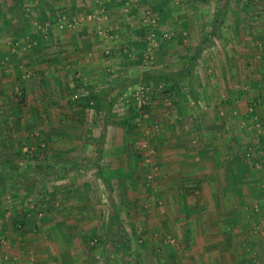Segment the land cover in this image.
Instances as JSON below:
<instances>
[{
	"label": "crops",
	"instance_id": "0c3cea01",
	"mask_svg": "<svg viewBox=\"0 0 264 264\" xmlns=\"http://www.w3.org/2000/svg\"><path fill=\"white\" fill-rule=\"evenodd\" d=\"M28 1L12 0L10 9L21 12ZM95 1L58 6L71 17L89 16ZM99 1L106 11L103 27L120 41L95 40L97 26L88 21L73 30L51 28L50 36L40 38L36 30L34 43L49 40L53 50H37L30 58L33 78L22 75L28 67L21 54H0L6 65L0 66V89L15 94L19 88L26 98L24 107L11 109L0 125L29 123L50 144L45 161L34 162L19 156L32 148L33 139L24 147L23 138L0 126V239L6 242L0 264H83L68 261L72 242L88 225L94 235L104 219L109 222L103 238L114 229L122 238L157 230L175 236L182 258L165 264H264V17L255 16L257 10L264 14V7L246 0H181L180 6L172 0ZM38 2L39 19L47 22L48 0ZM146 8L159 16V34L177 24L186 29L164 42L147 66L141 58L152 29L142 23ZM0 42H7L3 33ZM138 42L142 51L136 53ZM111 48L120 52L106 55ZM165 78L175 88L167 97L156 91L151 99L153 123L160 130L150 143L157 152L146 163L134 148L138 133L130 138L122 121L138 113L128 101L132 91L141 84L157 89ZM91 94L98 108L82 101ZM254 117L261 118L260 128ZM250 148L252 159L246 156ZM132 187L139 188L134 209H141L140 197L158 208L149 220L153 231L141 219L131 224V234L126 232L124 191ZM37 212L44 219L35 224ZM115 215L123 221L116 228L110 221ZM142 246L155 250L148 242ZM92 255L90 264L100 258ZM103 259L109 264L106 253Z\"/></svg>",
	"mask_w": 264,
	"mask_h": 264
},
{
	"label": "rangeland",
	"instance_id": "374dc122",
	"mask_svg": "<svg viewBox=\"0 0 264 264\" xmlns=\"http://www.w3.org/2000/svg\"><path fill=\"white\" fill-rule=\"evenodd\" d=\"M38 1H40V0H32V2L28 1L29 3L25 7V10L18 12V11H13L10 9V7L12 6V0H7L5 2L3 0H0V2H2L0 4H4L9 8L6 10H4V7H3V9H0V40H1V34L3 33L4 29L9 28L10 27L9 25H10V23H12V21L17 22V25H19V26L14 27L16 30V33L12 34V37L10 35H9V37H8V35H6V37H7L6 43L0 42V54H2V55L3 54H9V55L14 54L18 57L21 54L22 58L26 59L25 67L26 66L28 67V69L23 71L22 75L24 77L26 76L28 78L29 77L30 78L35 77V76H33V72L35 71V66L31 64L32 60L34 61V58L32 60L30 58H32V56H35V53L37 50H39L40 52H42V51H45V52L50 51L51 52L53 50V44L51 41L45 40L46 43L45 42L35 43V45L31 48V50H24L25 49V43L24 42H26L27 39H30V40H33L34 42H36V40L40 38L39 37L40 34H42L43 37L45 35L46 36H48L49 34L51 35L50 29L52 28V31H53V30H56L58 28L56 26V24H57L58 18L61 15H67V16L71 17L68 12H65V10L63 11L64 13H61L62 9H59L60 6H58L59 4L62 6L63 4H65L68 1L71 2V0H48V3L45 4L46 6L44 8L47 9L46 12H49L48 15L51 17V19H48V20H52V21L50 22L47 20V22H45L44 20H41L42 19L41 16L43 17L42 11L35 9V7H34L35 5H39ZM90 1H92V0H90ZM246 1H249V2L253 1L252 3L253 4L255 3V6L264 7V0H246ZM180 2H181V0H172L171 4L173 3V6H180ZM236 2H241V1L236 0ZM150 3L152 4L153 2H150ZM92 5H93V2H91L89 4V6H87V5L86 6H87V8H91ZM56 6H58V7H56ZM238 7H240V5H238ZM95 10L96 9H94V10L91 9L90 11H92L94 13ZM257 11H258V14L255 16H257L258 18H260L261 16L264 17V14L261 12V10H257ZM73 12L74 11H72V13ZM93 13H91V14H93ZM238 13H240V12H238ZM58 14H61V15L59 17H57ZM89 14H90V12H89ZM210 16H212V15H210ZM46 17H48V16H46ZM39 18H41V19H39ZM53 19H54V21H53ZM255 21H258V19H255ZM175 22H178V21H175ZM18 23H21V25ZM178 23H180V22H178ZM179 25L180 24H177L176 26L170 27L169 31L164 30L163 33L165 32V33H172L174 35L175 34L177 35V33H179L180 31L186 30ZM258 27H259V29L263 28V25L261 24ZM36 30H37V32H39V34H38L39 38L34 39V37H32V36L34 35V32ZM65 30L66 29L61 30V31H65ZM262 34H264V33H262ZM90 36H92V34H90ZM93 36H94L95 40L97 38H99L96 35H93ZM118 41H120L119 38H118ZM98 42H100V41H98ZM17 44H18V46H17ZM142 44H143L142 42H138V46L137 45L134 46V48L136 50H138V51H136V53L142 51V48L140 47V45H142ZM180 46L181 45L178 46L179 47L178 52H181V50L183 49ZM126 47L131 52H135V49L131 48V46L129 44H127ZM113 51H114V53L120 52L119 50H115V49L111 48L109 55H111L113 53ZM104 53H105V51H104ZM104 56H106V55H104ZM10 58L11 57L9 56V59L6 60V62H8V64H7L8 66L10 65ZM27 60H29V61L27 62ZM4 62H5V60H4ZM0 66L2 68L6 67V65L2 64V62L0 63ZM7 68H9V67H7ZM9 91H10V89H8L5 93V90L3 91V89H0V119H2V118L4 119V115L5 114L7 115L11 111V109L17 108V112H18L19 111L18 108L21 109L22 107H24L23 104L26 103V98L22 95V91L19 88L15 90V94H9ZM257 113L259 114L258 116L260 117L261 111L258 110ZM148 114H149V120L152 118L153 119L156 118V117H152L153 116L152 111H148ZM254 114H255V112H254ZM259 117H257L259 122H262L261 118H259ZM137 119H138V117H137ZM137 119H136V122H137ZM148 121H146L145 126L148 125ZM12 124H13V126L11 128L9 127V125H10L9 123L4 122L3 124H1L0 126L2 129V132H7L8 134H12V135L14 134L16 136L15 138L17 140L20 138H23L25 141L23 144L24 147L28 146V140H29V138H32L33 144L30 147L34 148L33 153H36V152L39 153L42 151L44 152V150H46L48 152V150H50L49 149L50 144L48 142V139L46 137L41 138L42 136H40V135L42 133H36V132H39V130L35 129V126H32L31 124L26 123V122H24V124H22L21 122L19 124H18V122H14ZM137 124H138V126H137L138 130L134 131V134L138 133L137 136H139L140 138L138 137L139 141L137 140V142H138L137 144H139V142L141 140V136L139 133H140V130H142V132H144L143 131L144 125L141 126L144 123L142 122L141 125H139V123H137ZM262 126L264 127V123ZM2 132H1V134H2ZM142 137H143V140H145V138H144L145 136L143 135ZM130 138H133V136H130ZM147 138H148V136H147ZM0 140H1V138H0ZM148 140H149L148 144H150L152 142V140H154V139L149 137ZM143 143H144V141H143ZM42 145H44V146H42ZM242 145L243 144H241V146ZM15 146H16V144H15ZM21 148H23V147H21ZM38 150H39V152H38ZM155 151L157 152V149H155ZM17 156H18V153H17ZM46 156H48V155H46ZM143 158H145L144 152H143ZM0 159H2L1 156H0ZM138 190H139V188L132 187V188H127L124 191L125 195H126V198H125L126 200H125V207H124L125 215H124L123 221H124L125 225H127L126 226V228H127L126 232L128 234H131V231H130V228H132L131 224L137 223V222L138 223L142 222V220L145 223L148 231H150V230L153 231L152 229L148 228V226L150 225L149 220H151L150 219L151 214L153 216L154 210H157L158 208L152 207V209H151L149 204L146 202V199H144V197H140V202H141L140 205H141L142 210L138 209V208L134 209V207H135L134 203H131V202L133 201L132 200L133 198L139 196V194L136 193V191H138ZM133 192L135 194H133ZM136 200L139 201V198ZM145 204H146V206H145ZM137 206H139V205H137ZM150 209H151V211H149ZM43 216L40 218L38 216V212H37L35 220H34L35 224H36V222H37V224L40 223V221H41L40 219H44ZM83 221L84 220H81V222H83ZM95 221H96V223L99 221L101 222L99 225H97L98 223L97 224L95 223L97 225L96 233H94V235L90 233L92 226L88 225V227H85L86 231L82 234L81 233L78 234L75 238V242H72V248H70V251H69V255H68L69 260L68 261H71V259H73L75 261H77V260L82 261L83 264H90L91 258H93V257H91V255L93 254L92 256H94V258L97 256H99L100 258H99V260L97 258H95V260H97V262L95 261V262H92L91 264H106L105 259L101 260V256L103 257V254H105V252L102 251L103 247H100V245H99L95 249H92V248H93V245L96 242V240L103 238L105 236L107 221L109 222V219H104V220H99V221L95 220ZM86 223L89 224L90 221L89 222L86 221ZM86 223H83V224L85 226H87ZM32 227H34V226H32ZM160 231H161V229H160ZM156 232H159V231L157 230ZM156 232L153 231V233H151V234L146 233L147 234L146 236L145 235L143 236L142 234L139 236H133V237H132V235H128V236L132 237V242H131V244H129L130 249L128 250V252L122 253V254L117 253L116 251H113L112 255L110 256V260H108L109 264H163V263L165 264L166 263L165 260H168V259L172 260L174 258L175 259L182 258L180 255V254H182L181 251L180 252L178 251V248L180 245H178V241L174 238L175 236H169L170 234L169 235L168 234H161V233L159 234ZM172 241H175V242L172 243ZM147 242L149 243V245L155 246L154 247L155 250L160 249V251L154 250V252H153L151 250L149 251V249L143 248L142 245H147ZM172 244H174L173 245L174 247L172 246ZM151 252L154 253V255L151 254Z\"/></svg>",
	"mask_w": 264,
	"mask_h": 264
},
{
	"label": "built area",
	"instance_id": "2783aa9c",
	"mask_svg": "<svg viewBox=\"0 0 264 264\" xmlns=\"http://www.w3.org/2000/svg\"><path fill=\"white\" fill-rule=\"evenodd\" d=\"M96 10L93 14H90L89 16H85V15H76L73 17H69L67 15H61L58 18L57 21V26L60 30H64V29H76L80 26H82L84 24V22L88 21V22H92L94 23L96 27V35L98 37H102L107 41H114L117 40V35L116 33H113L112 30H110L109 28H105L103 27V23L106 21V11L102 8H100L99 6H101V2L99 0H96ZM128 6V4H127ZM125 11L128 12L129 8H125ZM142 23L146 26L152 27L151 30H149L148 35L146 36L145 42H146V48L144 50V53L142 54V60L144 62V65L147 66L149 65L150 61L152 60L153 54L155 51L159 50L161 45L163 44V42H168L171 41L174 37V34L172 33H161L159 34L156 31V28L159 25V16L151 9V8H146L143 10L142 12ZM186 35V34H184ZM35 45V43H32L30 41V39H27L25 42V49L24 50H31V48ZM18 46V44H17ZM125 53L132 57L131 52H129V50L124 49ZM106 55L110 54V51H106L105 52ZM164 88L159 87L157 89H153L150 85L147 84H141L138 85L131 93L130 98H128L129 102L134 103V105L136 106V109L138 111V119H137V123H139V125H141V123L143 122L144 124H142L141 126L144 125L143 127V131H144V136H145V141L142 144V149L143 152L145 154V162L149 163L151 162V158H153L155 156V148L152 147L151 144H148L149 140L148 138H152L155 139L156 135L158 134L160 127L157 124L154 125H147L145 126L146 121L149 120V114L148 111L145 109L150 103H151V99L152 96L154 95V93L156 91H163ZM165 96V95H164ZM169 96V95H168ZM167 97V96H166ZM255 121V126L257 128H260L261 124L258 120L257 117L253 118ZM148 136V138H147ZM44 146V145H42ZM24 152L25 153H31L33 154L34 152V148H24ZM253 148H250L247 151V158L252 159L253 157ZM154 179V174L152 173L151 175L148 176L147 180L148 182L153 181ZM38 216L41 218L43 216V213H38ZM22 225H19V228H21ZM5 240L4 239H0V251L1 249L5 246Z\"/></svg>",
	"mask_w": 264,
	"mask_h": 264
},
{
	"label": "trees",
	"instance_id": "16d2710c",
	"mask_svg": "<svg viewBox=\"0 0 264 264\" xmlns=\"http://www.w3.org/2000/svg\"><path fill=\"white\" fill-rule=\"evenodd\" d=\"M13 30H15V28L13 26H10L9 28H5L4 31L2 30L3 31V37L4 38H7L6 35H8V37H9V35L11 34V32L13 33ZM30 41L32 43H34L33 40H30ZM164 80H166L165 83H163V84L161 83L162 86H163V88H164V90L161 91V92L159 91V93H161L163 95V97H164V95L165 96H168V95L173 94V90L175 88V84L174 85H169V82L170 81L167 82L168 78L167 79L165 78ZM96 100H97V97H95L92 94L89 97H87V98H82V101H85L86 102L85 103L86 107H89V108L90 107H97L98 108V105H95L94 104L96 102ZM151 105L152 104L150 103L145 109L147 111H151V109H152ZM138 115L139 114L136 113L135 116H133L131 120H124V121H122L123 127L125 129H127V132H128V134L130 136H133L134 131H137L138 130V127H137L138 124L136 122V119H137V116ZM148 124L149 125H154L153 119H150L148 121ZM143 141H144L143 140V137H141V141L140 142L143 143ZM137 143L134 144L135 151H136V153L139 154L140 157L143 158L142 143H139V144H137ZM23 154H24V156H23ZM46 155H47V151L46 150H44V152L42 151L41 154H37V155L34 154L33 156H31L30 153H25V152L23 153L22 151H20V154H19V156H23V157L27 156L28 159H32V161H34V162H37L40 159H42V160L45 161V157H47ZM143 162H145V158H143ZM122 224H123L122 219H120L117 215H115L111 219V225L114 228H116L117 226H121ZM133 227H134V223H133ZM117 233L118 232L115 233V229L114 230H110L109 233H108V235L106 236V238H100V239L96 240V242L94 243L92 249L97 248L99 245H100V247H103L104 252L107 251L105 253H106V257H107L108 260H110V256L112 255V252L113 251L118 250L119 252H124V251H125V253L128 252V250L130 249L129 248V244H131V242H132V237L133 236H136V234L135 235H132V237L131 236H125L124 238H122V235L120 233H118V234Z\"/></svg>",
	"mask_w": 264,
	"mask_h": 264
}]
</instances>
